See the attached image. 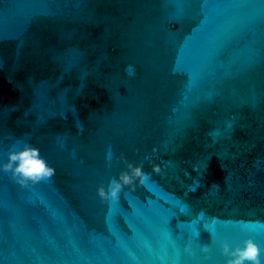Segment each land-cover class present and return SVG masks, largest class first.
<instances>
[{
  "label": "water",
  "instance_id": "95a60500",
  "mask_svg": "<svg viewBox=\"0 0 264 264\" xmlns=\"http://www.w3.org/2000/svg\"><path fill=\"white\" fill-rule=\"evenodd\" d=\"M25 143L50 176L2 166ZM249 237L264 264V0H0V264H226Z\"/></svg>",
  "mask_w": 264,
  "mask_h": 264
},
{
  "label": "clouds",
  "instance_id": "9594fccd",
  "mask_svg": "<svg viewBox=\"0 0 264 264\" xmlns=\"http://www.w3.org/2000/svg\"><path fill=\"white\" fill-rule=\"evenodd\" d=\"M38 152L37 147L25 143L19 149L10 151L8 161L2 166L11 168L18 174L22 182L27 180L36 181L42 177L50 176L54 168L47 164ZM133 174L140 177L141 181L144 180L145 174L139 166L132 167V174L122 172L121 179L125 182H131ZM120 186V181L113 179L111 186L113 198L116 197ZM99 191L101 195L106 194L103 187H100ZM223 249L230 253V258L226 261V264H245V261L250 262V264H261L259 245L250 237L244 240L243 245H237L231 249L225 243Z\"/></svg>",
  "mask_w": 264,
  "mask_h": 264
}]
</instances>
